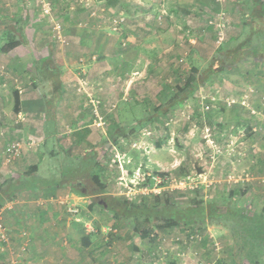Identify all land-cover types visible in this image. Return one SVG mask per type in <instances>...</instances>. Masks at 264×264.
Segmentation results:
<instances>
[{
    "label": "rangeland",
    "instance_id": "obj_1",
    "mask_svg": "<svg viewBox=\"0 0 264 264\" xmlns=\"http://www.w3.org/2000/svg\"><path fill=\"white\" fill-rule=\"evenodd\" d=\"M110 1L107 6L103 0H54L46 10V0H0L5 8L0 45L6 42L5 28L21 42L0 51V185L24 178L32 164L37 167L33 185L39 188L7 200L0 209L4 228L16 199L39 209L47 203L43 198L62 200L60 242H38L33 227L15 225L17 230L8 229L9 240H0V262L233 264L227 228L210 225L209 231V226L200 229V239H191V229L161 228L165 219L159 216L151 219L150 234L141 237L100 201L112 194L140 205L155 204L157 196L160 207L175 200L207 203L229 189L237 190L245 208L261 211L264 0ZM56 22L63 34L68 29L63 43L57 40ZM247 36L260 45V54L246 50L248 45L239 47ZM50 42L49 67L38 71L37 55ZM234 48L239 54L228 57ZM213 59L228 69L202 82L181 105L170 110L161 105L169 90L186 82L192 66L201 71ZM52 108L55 126L48 133L45 113ZM14 142L21 150L10 160ZM138 167L162 177L160 192L147 190L148 180L133 175ZM97 171L106 184L102 194H93ZM55 186H60L57 193ZM70 207L79 208L82 220L98 219L111 230L89 238Z\"/></svg>",
    "mask_w": 264,
    "mask_h": 264
},
{
    "label": "trees",
    "instance_id": "obj_2",
    "mask_svg": "<svg viewBox=\"0 0 264 264\" xmlns=\"http://www.w3.org/2000/svg\"><path fill=\"white\" fill-rule=\"evenodd\" d=\"M251 1L257 2L259 0ZM3 9H5L4 6L0 4V17L4 16ZM25 10L26 9H24V11ZM16 19V21L20 20L18 18ZM27 20L29 21L28 16ZM1 35L3 38H5L6 42L0 45V51L8 52L19 44L21 45L20 40L17 38L18 36L11 28H5ZM245 40L239 46L240 48L244 45H248L246 50H250L255 56L262 52L260 45L251 44V36H247ZM248 41L250 42V45ZM219 49H221V47ZM237 49L238 48H234L233 50L229 51L228 57H230L231 54H239V49ZM241 53H243V51ZM50 59L51 56L47 58H38L37 62L41 65L48 64ZM42 68L43 67L41 66V69ZM45 68L46 67H44V69ZM41 69L38 71L44 70ZM227 69L228 67L225 66V64H221L214 59L210 61L209 66L201 71L198 66H192L191 74L186 79V82H184L182 86H176L175 90L173 91L169 90V94H166L164 97H162L161 105L165 103L166 110H170L177 107L178 105H181L197 90L202 82L211 79L212 76L218 72H225ZM56 70L57 68H53L51 71L56 74ZM161 107L162 106H158L155 108L158 114L157 117L161 113ZM45 114L46 124L48 123V126L45 128L49 133L51 129L48 127L50 125L53 127L55 126L53 121V119H55L54 108L47 110ZM144 122L141 121L140 123L144 124ZM54 130L55 128L53 131ZM34 170H37V167L35 169V166H31V170L29 173L27 172V175H25L24 178H21L16 182L10 180L0 185V209L8 199H14V197H16L22 191H37L39 189L34 187L33 180L31 178L35 176L32 174ZM93 181V194L104 193L106 184L101 180L100 172L93 174ZM224 193V196L213 197V199L208 200L207 203H196L195 201L179 202L175 200L165 203L162 207L159 206L161 200L160 198H157V196V202H155V204L140 205L137 202H133L132 200L128 199L127 197H117L112 194H104L102 196L101 206L103 209L112 213V216L116 218V220H124L127 224L131 225L133 231L138 233L141 237H146L150 234L151 227L153 226V223L150 224V221L151 219L158 218L159 216H163L165 219L164 222H162L163 224H159L161 228L180 226V229H191V234H201L200 229L205 230L210 225L222 226L229 230L232 237L230 251L233 264H260L264 258V207L261 209V211L251 210L247 207L245 208L242 202L238 201L237 199V190L228 189V191H224ZM94 204L95 201H93L91 206ZM86 234L90 238V236L99 234V232L92 231L86 232ZM87 236L83 239L85 245L89 244V239ZM108 241L109 238L107 237L106 242ZM108 244H110V241ZM0 264L5 263L0 262Z\"/></svg>",
    "mask_w": 264,
    "mask_h": 264
},
{
    "label": "crops",
    "instance_id": "obj_3",
    "mask_svg": "<svg viewBox=\"0 0 264 264\" xmlns=\"http://www.w3.org/2000/svg\"><path fill=\"white\" fill-rule=\"evenodd\" d=\"M76 1H78V0H76ZM103 1L107 2L104 5H107V6L111 5L110 0H103ZM1 4H2V2H1ZM65 5H66V7L70 8V9L73 8V5H71V3L69 6L67 3ZM25 12H26V10H25ZM67 31H68V29L67 30L64 29V34H66ZM70 34H71V36H74L75 38L77 37L76 32H71ZM85 39L82 40L83 44L81 43L80 45H85ZM98 39H99V36H98ZM88 43H90V42L88 41ZM53 53H54V45H53V42H50V43L45 44V46L41 48V51L37 55V57L38 58H45V57L47 58L49 56L52 57ZM34 65H36V68L38 70L41 69V66L43 67L42 69H44V67H46L43 71H46L48 69V66H47L48 64L41 65L40 63L35 62ZM54 67H56L55 64H54ZM62 90H64L63 85H62ZM96 98H98L97 101H100V99H101L100 97H96ZM91 100L96 101L93 98ZM79 113L84 115L87 112L84 111L83 107H81ZM101 113L104 115L102 110H101ZM78 129H81V128H78ZM86 131L91 132V130H89V129H87ZM24 166H26V164ZM31 166H33V165L29 164L30 168H31ZM14 174H16V173L13 172V175ZM59 188H60V186L55 187L56 193L58 192ZM32 192L33 191L24 190L21 192V195H29ZM43 200L46 201L47 203L46 202H45L46 204L41 203V204H43V206L39 209V208L34 207V205L31 204L30 202H26L25 200L20 202V200L16 199V201L12 203L13 209L11 210L9 208L10 213H9V215L6 216V218H7L6 222L8 223V225L6 226L7 231H8V229H10L13 232V228H15V230H17L18 228L14 227L15 225H21V226L27 225L30 229L33 227L36 230V234H37V237L39 240L38 242H60V238H59L60 233L58 232V231H60L59 226H58L60 223H58V222L60 219H62V217L60 216V207L61 206L59 204V203H62V200L60 197L56 198L54 196H49L47 198H43ZM18 203H20V204H18ZM37 203H38L37 205H40L39 200ZM64 204L65 203H63L62 205L64 206ZM23 211H24V213H23ZM105 211H107V210H105ZM19 215H21L23 218H18L17 216H19ZM55 217H56V219L51 221L52 218H55ZM212 228L213 227L209 226L207 230L209 231ZM89 242H90V240H89ZM196 249L198 251V247ZM181 251H185V250H183V248H182ZM183 262H184V260H183ZM184 264H186V262H184Z\"/></svg>",
    "mask_w": 264,
    "mask_h": 264
},
{
    "label": "built area",
    "instance_id": "obj_4",
    "mask_svg": "<svg viewBox=\"0 0 264 264\" xmlns=\"http://www.w3.org/2000/svg\"><path fill=\"white\" fill-rule=\"evenodd\" d=\"M54 0H46L45 4L47 6L43 7L46 8V10H50L52 8V4H53ZM49 12V11H47ZM218 27H221L219 24H217ZM54 29L56 30L57 33V40L59 42H65V38H64V34H63V30H62V24H60L59 22L55 23ZM220 34V33H219ZM220 37V36H219ZM221 38V37H220ZM20 142H14L13 144H11V148H8V152H7V156L9 157V159L14 158L16 155H18L20 153L21 147H20ZM8 159V160H9ZM10 159V160H11ZM135 174V176H137V178H141V182H146L148 180V184L145 186L147 190L149 191H153L155 193L160 192L162 190V184H163V179L161 176L159 175H151L149 172L143 171L141 167H138L133 175ZM71 212H73L74 216H76V221L77 222H81L82 221V225L85 228L86 232H92V231H98V232H103L105 230L110 231L111 227H107V229L104 228V224L103 222H96L98 219H96L95 221H84L81 219V217H79L80 214V210L77 207H70L69 209ZM2 217L0 216V240L2 241H8L9 240V236L7 234V230L6 228H4L3 222H2ZM191 239H198L201 238V234L200 233H193L190 235ZM216 245H218V243H215Z\"/></svg>",
    "mask_w": 264,
    "mask_h": 264
},
{
    "label": "water",
    "instance_id": "obj_5",
    "mask_svg": "<svg viewBox=\"0 0 264 264\" xmlns=\"http://www.w3.org/2000/svg\"><path fill=\"white\" fill-rule=\"evenodd\" d=\"M100 203H102V201H100Z\"/></svg>",
    "mask_w": 264,
    "mask_h": 264
}]
</instances>
